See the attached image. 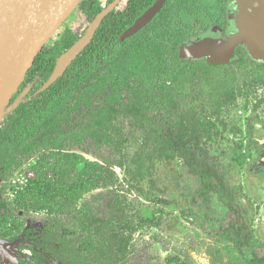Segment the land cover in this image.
Segmentation results:
<instances>
[{
    "label": "trees",
    "instance_id": "1",
    "mask_svg": "<svg viewBox=\"0 0 264 264\" xmlns=\"http://www.w3.org/2000/svg\"><path fill=\"white\" fill-rule=\"evenodd\" d=\"M232 1L168 0L146 28L123 41L122 35L157 2L127 0L104 20L64 76L42 93L58 59L87 29L81 34L68 29L39 52L0 124V180L8 182L31 161L42 173L46 159L52 163L48 171L60 183L74 175L66 193L53 181L44 185L63 200L54 204H59L58 212L54 195L42 205L49 209L39 234L43 251L62 264H131L133 257H141L152 246L143 242L139 247L137 234L142 232V238L150 229L166 227L162 215L146 217L133 210L115 169L124 173L128 193L137 190L154 204L178 207L179 201L158 196L167 189L161 190L155 177L160 165L172 169L179 160L194 178L185 202L191 197L197 206V210L180 209L181 216L195 219L207 233L215 231L226 264H264V244L256 238L250 212L239 202L247 195L232 180L234 155L215 153L227 131L257 144L252 140V121L244 131L229 118L240 100L252 113L264 107V95H259L264 91V64L253 61L242 48L236 52L238 60L229 65L179 58L182 44L214 28L229 30L227 11ZM111 2L82 0L77 9L90 24ZM90 92L102 97L100 104L94 106ZM82 103L88 110L80 114L78 128L63 132V122L74 112L71 107ZM123 120L137 125L144 135L133 157L129 154L133 134L126 133ZM243 145L239 143L238 149ZM80 153L97 161L84 160ZM146 181L148 190L142 187ZM5 194L2 187L0 195ZM87 194L90 198L83 201ZM220 211L227 213L226 222ZM152 239L160 241L159 235ZM83 242L89 243L85 250L79 247ZM171 261L168 258L167 264Z\"/></svg>",
    "mask_w": 264,
    "mask_h": 264
},
{
    "label": "rangeland",
    "instance_id": "2",
    "mask_svg": "<svg viewBox=\"0 0 264 264\" xmlns=\"http://www.w3.org/2000/svg\"><path fill=\"white\" fill-rule=\"evenodd\" d=\"M101 1L105 4L108 0ZM126 1H123L122 7L126 4ZM229 3L228 8L230 7ZM88 26L89 24L82 14L76 9L68 16L46 45H53L54 40L68 29L76 34H81ZM233 29L234 25L230 23V30L228 31H233ZM211 35L215 34L210 31L208 36ZM89 95H91V92ZM259 95H264V91H259ZM90 98L96 106L100 104L99 101L102 97L93 94ZM184 106H187V103ZM244 106L245 102L240 100L238 109L233 111L229 121L232 120L244 131L249 122L252 121L254 126V139L252 140L257 144H248V139L235 138L231 132L227 131L225 140L216 143L215 153L220 155L224 153L225 156L230 153L234 155L232 180L235 185H242L244 193L247 195L246 199L244 198L239 202L250 212L254 222L256 238L264 244V158H260V150L264 147V107L257 113H252L250 110H245ZM71 109L74 111L71 113L72 116L68 121L63 122L64 124L62 123L63 128L61 130L63 132L78 128L77 126L80 124V118L82 117L80 114H85L88 106L82 103L79 106L71 107ZM67 124L68 126H66ZM123 124L126 133L133 134L129 144V154L133 157L141 149L144 135L137 125L129 121H124ZM241 142L244 143V147L240 150L238 145ZM231 149L234 151H231ZM80 156L84 160L97 161L96 158L86 154L80 153ZM222 160L229 162L228 157L223 156ZM76 163L79 169L83 168L82 159L77 160ZM35 164L36 161L27 162L15 172L8 182L0 181V189L3 187L6 190L5 195H0V237L9 244L10 252L16 260V264H19V260L25 259L27 256L33 257L40 264H62L52 254L46 253L40 247L39 234L44 227L49 212V209L42 208V205L45 203V199H49L54 195L56 198L53 203L54 211L58 212L59 204H54L63 200V197L59 196L57 192L46 190L44 185L53 181V183L59 184L58 188L63 189L66 193L65 188L68 184H73L74 175L70 173V177L63 179L60 183L54 172L48 171L50 164H52L50 160L46 159L43 162L44 167L42 170L44 172L42 173L34 168ZM115 173L120 183L125 185L124 191L129 202H133L135 205L133 210L141 212L146 217L153 216V213L157 215V218L162 215L163 225L166 227L163 231L157 228L150 229L142 238L139 237L142 232L137 234L139 247L143 246V242H152V246L143 251L141 257H133L131 264H167L168 258L172 259L171 264H226V258L219 243L220 239L213 236L215 231L207 233L203 228H200L199 222L195 223V219L186 218L180 214V209L193 208L197 210V206L192 203L191 197H188V203L185 202V198L189 196L194 187V178L188 174L187 169L179 160L174 163L172 169H166L160 165L155 177L159 181V188L161 190L167 189L165 194L158 193V196H162L167 200L179 201L178 207L154 204L146 200L145 196L137 190L128 193V184L122 182L124 173L118 168L115 169ZM142 187L148 190V182H144ZM22 193H25V195L20 197ZM89 198L90 194H87L83 201ZM79 203H82V201ZM220 214L223 222H226L228 220L227 213L225 214L222 211ZM155 235L160 237L158 243L152 239ZM88 245L89 243L83 242L79 247L85 250Z\"/></svg>",
    "mask_w": 264,
    "mask_h": 264
},
{
    "label": "water",
    "instance_id": "3",
    "mask_svg": "<svg viewBox=\"0 0 264 264\" xmlns=\"http://www.w3.org/2000/svg\"><path fill=\"white\" fill-rule=\"evenodd\" d=\"M81 1L0 0V124L11 110L10 102L32 69L39 52ZM121 1L115 0L97 15L89 24L85 36L58 59L53 75L39 93L48 90L64 76ZM167 2L157 0L121 39L127 40L146 28ZM230 6L232 10L229 21L233 23L234 30L224 38L213 29V36L200 37L182 44L180 60H205L212 66L229 65L238 60L236 52L242 48L253 61L264 64V0H233ZM9 251V244L0 237L1 264H16Z\"/></svg>",
    "mask_w": 264,
    "mask_h": 264
},
{
    "label": "flooded vegetation",
    "instance_id": "4",
    "mask_svg": "<svg viewBox=\"0 0 264 264\" xmlns=\"http://www.w3.org/2000/svg\"><path fill=\"white\" fill-rule=\"evenodd\" d=\"M114 1H115V0H112V2H114ZM123 1H124V0L121 1V3H120L119 6L122 5ZM112 2H111V3H112ZM111 3H110V4H111ZM231 3H232V2H231ZM231 3H230V5H231ZM110 4H109V5H110ZM107 6H108V5H107ZM119 6H118V7H119ZM118 7H117V8H118ZM231 10H232V9H231V6H230V7L228 8V11H229V12L227 11V12H228V21H229V15H230V13H231ZM161 11H162V10H161ZM152 21H153V20H152ZM228 28H229V30H230V21H229ZM214 29H215V28H214ZM212 30H213V29H212ZM212 30H211V32H212ZM233 30H234V29H233ZM216 32L218 33V35H220L221 37H224V38H225V37L227 36V34L230 33V32H232V31H226L225 33H223V31H222L221 29L217 28V29H216ZM205 36H208V34L205 35ZM211 36H213V35H211ZM200 37H204V36H200ZM200 37H198V38H200ZM196 39H197V38H196ZM0 181H1V180H0ZM13 257H14V256H13ZM14 259H15V258H14ZM23 262H29V263H33V264H40V263L36 262V260H35L33 257H29V256H27L25 259H20V260H19V264H23ZM0 264H1V262H0Z\"/></svg>",
    "mask_w": 264,
    "mask_h": 264
},
{
    "label": "bare ground",
    "instance_id": "5",
    "mask_svg": "<svg viewBox=\"0 0 264 264\" xmlns=\"http://www.w3.org/2000/svg\"><path fill=\"white\" fill-rule=\"evenodd\" d=\"M10 251H11V249H10ZM9 251V253L11 254V252ZM11 256L13 257V255L11 254ZM14 258V257H13Z\"/></svg>",
    "mask_w": 264,
    "mask_h": 264
}]
</instances>
